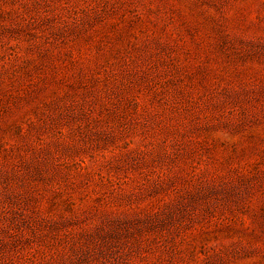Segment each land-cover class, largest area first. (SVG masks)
Here are the masks:
<instances>
[{"label": "rangeland", "instance_id": "obj_1", "mask_svg": "<svg viewBox=\"0 0 264 264\" xmlns=\"http://www.w3.org/2000/svg\"><path fill=\"white\" fill-rule=\"evenodd\" d=\"M0 264H264V0H0Z\"/></svg>", "mask_w": 264, "mask_h": 264}]
</instances>
